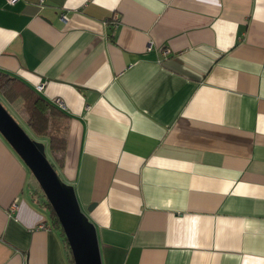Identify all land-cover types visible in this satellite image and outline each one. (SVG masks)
I'll list each match as a JSON object with an SVG mask.
<instances>
[{
    "label": "crops",
    "instance_id": "obj_1",
    "mask_svg": "<svg viewBox=\"0 0 264 264\" xmlns=\"http://www.w3.org/2000/svg\"><path fill=\"white\" fill-rule=\"evenodd\" d=\"M0 71L70 115L103 264H264V0H0ZM35 185L0 133V264H71Z\"/></svg>",
    "mask_w": 264,
    "mask_h": 264
},
{
    "label": "water",
    "instance_id": "obj_2",
    "mask_svg": "<svg viewBox=\"0 0 264 264\" xmlns=\"http://www.w3.org/2000/svg\"><path fill=\"white\" fill-rule=\"evenodd\" d=\"M0 133L22 158L44 191L64 229L75 264H103L96 225L76 189L57 172L44 142L34 139L0 100ZM89 206V210H92Z\"/></svg>",
    "mask_w": 264,
    "mask_h": 264
},
{
    "label": "trees",
    "instance_id": "obj_3",
    "mask_svg": "<svg viewBox=\"0 0 264 264\" xmlns=\"http://www.w3.org/2000/svg\"><path fill=\"white\" fill-rule=\"evenodd\" d=\"M0 94L11 104L22 101L21 111L27 126L36 136L48 138V152L51 157L49 159L58 172V169L64 167L65 164L70 131V115L54 102L39 94V91L2 71H0ZM35 190L39 191V197H37ZM32 191L36 204L47 212L52 227L62 234L69 250L71 264H75L64 229L44 191L38 184L32 187Z\"/></svg>",
    "mask_w": 264,
    "mask_h": 264
},
{
    "label": "rangeland",
    "instance_id": "obj_4",
    "mask_svg": "<svg viewBox=\"0 0 264 264\" xmlns=\"http://www.w3.org/2000/svg\"><path fill=\"white\" fill-rule=\"evenodd\" d=\"M10 110H12V112L17 116V118H15L25 129H26V131L28 132V128H27V126H26V124H25V121H24V119L22 118V114H21V111H20V104L19 105H17L16 107L15 106H10ZM31 133V132H30ZM37 139H39V138H37ZM48 154H49V157H50V153L48 152ZM51 158V157H50ZM33 177H34V175H33ZM34 179H35V183H37L38 185H39V183L37 182V180H36V178L34 177ZM36 184V185H37ZM35 185V186H36ZM38 192L39 191H36L35 190V193H36V195H37V197H39V195H38Z\"/></svg>",
    "mask_w": 264,
    "mask_h": 264
},
{
    "label": "built area",
    "instance_id": "obj_5",
    "mask_svg": "<svg viewBox=\"0 0 264 264\" xmlns=\"http://www.w3.org/2000/svg\"><path fill=\"white\" fill-rule=\"evenodd\" d=\"M10 4H15V3H17L19 0H7ZM169 50H167V52H168ZM44 89V84H40V85H38V87H37V90L38 91H42ZM60 105H64L63 104V101L62 100H60V99H57L56 100Z\"/></svg>",
    "mask_w": 264,
    "mask_h": 264
}]
</instances>
